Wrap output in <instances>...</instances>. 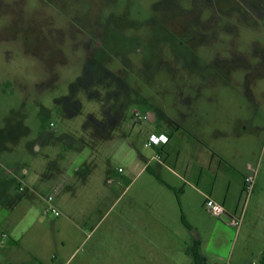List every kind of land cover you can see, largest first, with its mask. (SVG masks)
I'll return each instance as SVG.
<instances>
[{
	"label": "rangeland",
	"instance_id": "rangeland-1",
	"mask_svg": "<svg viewBox=\"0 0 264 264\" xmlns=\"http://www.w3.org/2000/svg\"><path fill=\"white\" fill-rule=\"evenodd\" d=\"M227 75L245 78L229 90L255 81L264 91V0H0V245L13 232L33 264L56 253L71 166L63 155L93 150L85 142L104 139L97 129L112 109L141 125L134 113L143 116L149 99L183 80L214 78L198 87L219 91ZM210 232L200 242L205 264L261 260L258 233L231 224Z\"/></svg>",
	"mask_w": 264,
	"mask_h": 264
},
{
	"label": "crops",
	"instance_id": "crops-1",
	"mask_svg": "<svg viewBox=\"0 0 264 264\" xmlns=\"http://www.w3.org/2000/svg\"><path fill=\"white\" fill-rule=\"evenodd\" d=\"M228 76L219 91L198 87L214 78L183 80L174 94L149 99L148 122L141 125L119 120L112 109V122L97 129L104 139L85 142L93 150L78 157L65 152L71 163L63 176L65 216L61 242L47 258L51 264L59 258L69 264L75 257L77 264H189L192 243L204 242L207 228L212 237L230 226L229 214L242 208L238 232H255L264 240V91L252 89L255 81L247 92L229 90L232 81L245 78ZM153 132L169 138L147 146ZM250 173L255 184L245 208ZM20 177L32 186L26 170ZM208 196L222 202L227 214L210 212ZM18 243L9 233L0 245L2 258L7 264H33L21 258Z\"/></svg>",
	"mask_w": 264,
	"mask_h": 264
},
{
	"label": "built area",
	"instance_id": "built-area-1",
	"mask_svg": "<svg viewBox=\"0 0 264 264\" xmlns=\"http://www.w3.org/2000/svg\"><path fill=\"white\" fill-rule=\"evenodd\" d=\"M134 116L136 117H143V118H147L148 115L146 113L143 114V116H141V114L139 113V111H135ZM169 138V136L165 133H156L153 132L149 135L148 139L146 140V145L147 146H153V145H160L162 142L167 141ZM254 184H255V177L253 173L247 174L245 176V188H244V194L245 196H249L250 193L253 191L254 189ZM22 188V186H21ZM52 198V196H50V199ZM205 206L207 207V209L209 211H211L214 215L216 216H222L227 214V209L224 206V204L218 200H216L214 197L212 196H208L205 200ZM55 210V208H54ZM56 213H58V210H55ZM243 216H244V208H242V211L239 213H231L229 214V219L228 222L234 226V227H238L242 220H243Z\"/></svg>",
	"mask_w": 264,
	"mask_h": 264
},
{
	"label": "trees",
	"instance_id": "trees-1",
	"mask_svg": "<svg viewBox=\"0 0 264 264\" xmlns=\"http://www.w3.org/2000/svg\"><path fill=\"white\" fill-rule=\"evenodd\" d=\"M189 251L193 257V260L195 261V264H205L204 256L201 254V251H200V242L199 241H195L193 243V245L190 247ZM261 262H262V264H264V252L262 254Z\"/></svg>",
	"mask_w": 264,
	"mask_h": 264
}]
</instances>
